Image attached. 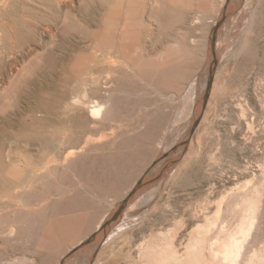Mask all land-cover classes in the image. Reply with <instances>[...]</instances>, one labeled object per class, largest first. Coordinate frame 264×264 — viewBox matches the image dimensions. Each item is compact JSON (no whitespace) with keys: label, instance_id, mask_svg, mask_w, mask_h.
Segmentation results:
<instances>
[{"label":"rangeland","instance_id":"obj_1","mask_svg":"<svg viewBox=\"0 0 264 264\" xmlns=\"http://www.w3.org/2000/svg\"><path fill=\"white\" fill-rule=\"evenodd\" d=\"M168 1L171 9L155 26L158 42L143 50L177 41L186 55L162 65L129 63L110 87L85 91L76 81L87 79L93 50L106 48L93 35L105 0H0V95H10L1 96L0 125L5 115L11 122L10 135L0 134V264H146L147 253L161 250L191 264L199 226L215 223L205 237L209 257L216 231L236 224L237 202L255 186L263 195L245 252L264 248V0ZM212 37L213 85L184 145L201 110ZM76 94L110 95L105 119L73 106ZM59 97L58 105L46 104ZM105 215L106 237L97 230ZM67 220L73 226L63 225Z\"/></svg>","mask_w":264,"mask_h":264},{"label":"bare ground","instance_id":"obj_2","mask_svg":"<svg viewBox=\"0 0 264 264\" xmlns=\"http://www.w3.org/2000/svg\"><path fill=\"white\" fill-rule=\"evenodd\" d=\"M195 1L198 2V0H195ZM170 3H171V1H170ZM170 3L168 0H105V9H104V13L102 14V18L101 17L100 18L99 17L93 18L95 23H96L95 25L97 26L96 27L97 29L96 30L94 29V31H93V35L97 39V43L96 42H94V43L99 44L102 42L105 44L106 48L103 49L104 54L100 53L97 49L93 50V51H95L93 53H96V56L95 57L92 56L91 67L89 68V71L86 73V75H88V77L86 80H83V79H81L80 81L77 80L76 81L77 85L79 87L83 86L84 89L88 88V87L90 89V87H91L92 88L91 90L95 89V90L99 91L101 89V86H104L107 88L108 84L113 81L112 79L116 78L117 74L120 75V72H122V69H123V74H125L124 68L129 63L137 64V63H140V62H143L146 60H148V61L151 60V61H156V63H159L162 65L165 62H171L174 60L182 59L184 57V55H186V54L182 53L181 50H183V48L181 46L182 49L180 50V46L177 44L178 43L177 41H174V42L171 41V43L167 45V48L162 49V50L157 51V52H155L156 49L153 52H150V51L147 52L146 50H145L146 51L145 52L143 50V47L145 45L148 46L151 44V46H155V41H157V37H156L157 35H155L157 29L155 26L156 25L160 26V24H162V21L166 15V13L169 12V10L171 9ZM196 5H197V3H196ZM232 5H233V3H232ZM232 5H231V7H232ZM229 6H230V4H229ZM172 9H174V8H172ZM241 9H243V8H241ZM176 10L178 12L179 9H176ZM184 10H185V8H184ZM246 11L248 12V10H246ZM95 12H97V11H95ZM174 12L177 13L175 10H174ZM181 12H183L185 15V12L182 11V9H181ZM187 13L189 14L191 12L187 11ZM178 14H179V12H178ZM181 14H179V15H181ZM189 15L191 16L192 14H189ZM189 15H188V17H190ZM205 16H206V13H205ZM179 17H177V18H179ZM185 17H186V15H185ZM241 17L243 18V16H241ZM182 18H184V17H182ZM188 19L189 18H187V19L184 18L183 20H184V22L186 21L187 23H190L193 26H196V25L201 23V20H199V17H197V18L195 17V19H193V17H192V19H189V20ZM174 20H175V18H174ZM181 20H180V22L178 20V23H182ZM207 20H208V22H210L209 19H207ZM221 20H222V18H221ZM252 20H253V18H252ZM186 22H185V24H187ZM203 22H204V20H203ZM205 23H207V21ZM252 24H253V22H252ZM203 25H204V23H202L201 26H203ZM181 26H182V24H181ZM183 26H184V24H183ZM93 27H92V29H93ZM170 27H171V25H170ZM142 29L146 30L145 31L146 35H144V36H143L144 31ZM167 33H168V31H167ZM195 38H196V36H195ZM212 39H213V37H212ZM212 39H210V47H209V55L210 56L212 55V51H211ZM191 40H196V39H191ZM214 45H216V44H214ZM93 48H94V46H93ZM216 52H220L219 48H218V50H216ZM209 55H208V57H209ZM135 73H137V72H135ZM82 74H83V72H82ZM82 74H80V75H82ZM118 77H120V76H118ZM118 79H120V78H118ZM116 80H117V78H116ZM212 85H213V83H212ZM108 87H110V86H108ZM85 91H86V89H85ZM104 91H106V90H104ZM23 92L22 93L20 92L21 95L19 94V92H18V94L20 96H23L22 95ZM109 92H108V94H109ZM82 93H84V92H81V94ZM96 93H97V91H96ZM2 94L3 95H0V99H1V96H2V98L3 97L8 98L10 96V95L8 96L9 91L8 92L5 91V93H2ZM84 97H87V95ZM109 97H111V96L109 95L105 99L88 97V100H85L83 98V96H81V95L79 96L76 94V96H74L72 98L70 103L73 104V106L76 105L77 107L85 105L88 108L90 116L94 119H105V117H106V115L110 109L109 108V106H110V98ZM61 100H64V98H62V97H59L58 99L54 98L52 100L47 101L46 104L47 105H52V104L58 105L60 102H62ZM195 107L197 108V106H195ZM3 122H4V125H2V126L0 125V134L6 135L7 134L6 132H8L6 125L9 126L11 124V122L6 117V115L3 118ZM22 129H24V128H22ZM9 135H6V136H9ZM64 137H65V135H64ZM17 138H19V137H17ZM8 139H9V137H8ZM26 139H27V137H26ZM62 139L64 140V138H62ZM14 141H16V140L14 139ZM10 142L12 143L13 141L11 140ZM18 143H17V145H18ZM3 147H5V145L0 140V151L3 149ZM57 147H58V145H57ZM75 150H74V153H75ZM8 155H9V153H8ZM10 157H8L9 161H10V159L12 160V157L11 158ZM34 173H35V171H33L32 174H34ZM144 178H145V176H144ZM22 182H23V180L21 181V183ZM26 185H27V183H26ZM138 186L140 187L141 185H138ZM17 187H19V186L17 185ZM136 187H137V185L130 191L129 194H127L128 196L124 199L123 205L127 206L128 203L131 204L130 201L133 200V199L131 200V198L137 190L135 192H132V191H134V189ZM262 195L263 194L261 193V188L259 186H255V188L252 189L248 195L243 196L242 199H240L237 202L238 207L236 208L237 209L236 212L238 215V220H237L236 224L233 223L234 226H227V225L222 224L219 228L216 226V229H214V231L217 230V228L219 230H218V232L216 231L217 234L214 235L215 236L214 240L209 243V246L206 245L207 249L209 248V252H210L209 257H206L203 255V253H204L203 251L205 249V246H204L205 245V237L209 234L210 230L213 231V227H214L215 223L213 220L212 221L206 220L205 224L199 226V236L194 238V240H192V242L189 243V253L191 251V253H190L191 255L189 254V259H190L191 264H196V261L199 263L200 262V256H202V258H203V264H264V248H260L259 250H251V251L245 252V250H246L245 249L246 248L245 241H246V238L249 236V234H251V232L255 226V223H256V220L258 217V213H259V206H260V201H261ZM235 200H238V199H235ZM232 206H234V205H229L228 208H230L233 211L232 208H234V207H232ZM115 210H117V207L112 212H114ZM230 214H231V212H230ZM234 214H235V212H234ZM127 215H129V213ZM106 217L108 218V216L105 215L101 219L99 224L97 225L98 231H103L105 229L106 232H108L107 229H109V228L105 227V226L103 227L104 222H105L104 220L107 219ZM109 219H108V221H109ZM124 219L126 220V218H124ZM67 222H68V220L63 225L73 226L72 225L73 222L71 224H68ZM58 223H60V222H58ZM58 223H56V224H58ZM59 225L61 226V223L58 224V226ZM74 226L76 227V226H78V224H75ZM8 230H9V227H8V229H7V227H4L3 231L1 230V232H4V235L6 233L7 234L6 236H9V235L11 236V234L13 233V229H10L9 232H8ZM210 233H212V232H210ZM252 238H255V237H252ZM55 239H56V241H61V239H63V238L60 237V235L58 233L55 235ZM166 249H167V247H166ZM168 249H169V247H168ZM151 252L152 251H150V254L147 253L148 258L146 259V261H147L146 264H169L172 261H174L176 264H183L182 261L184 259H182V261H181L180 256L178 257L176 255V253H174V252H171V255H168L167 252L165 253L162 250L156 251L154 254H151ZM83 259H85V258H83Z\"/></svg>","mask_w":264,"mask_h":264},{"label":"water","instance_id":"obj_3","mask_svg":"<svg viewBox=\"0 0 264 264\" xmlns=\"http://www.w3.org/2000/svg\"><path fill=\"white\" fill-rule=\"evenodd\" d=\"M215 42V39L213 38L212 39V42H211V51H212V55H211V59H210V62H209V67H208V77H207V85H206V88H205V91H204V94L202 96V102H201V110H200V113L198 115V117L194 120V123H193V126L191 128V131L189 133V136L187 137V139H185V141L181 142V144H186V142L188 140H190L192 134L194 133L195 131V128L197 127V125L199 124V121L203 115V112L207 106V102H208V99H209V96H210V92H211V87H212V83H213V78H214V74H215V70H216V66H217V54L215 53V49H214V43ZM143 179L144 177H142V179L138 182L137 184V187L134 189V191L132 192H135L137 190V188H139L138 185H142L143 184ZM125 204V203H124ZM125 205H123V203L118 207V209L111 215V218L109 219L108 221V224L109 223H114L116 222L120 217H121V214L123 213V211L125 210ZM104 232V237H106L107 235V232L106 230L104 229L103 230Z\"/></svg>","mask_w":264,"mask_h":264}]
</instances>
